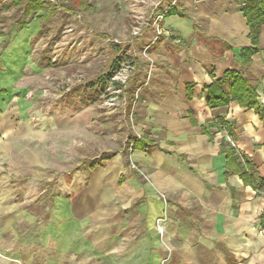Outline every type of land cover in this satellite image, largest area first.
<instances>
[{
	"label": "crops",
	"instance_id": "obj_1",
	"mask_svg": "<svg viewBox=\"0 0 264 264\" xmlns=\"http://www.w3.org/2000/svg\"><path fill=\"white\" fill-rule=\"evenodd\" d=\"M165 1L164 14L177 4L186 15L164 16L172 33L150 47L142 134L132 132L145 146L129 143V158L103 156L80 187L56 194L49 233L39 225L37 238L50 251L17 242L12 222L27 215V191L0 185V264H264V26L259 50L244 62L241 50L255 46L246 0ZM227 70L255 86L261 113L237 100L207 104V87ZM10 126L0 118V130ZM7 133L0 167L21 142Z\"/></svg>",
	"mask_w": 264,
	"mask_h": 264
},
{
	"label": "rangeland",
	"instance_id": "obj_2",
	"mask_svg": "<svg viewBox=\"0 0 264 264\" xmlns=\"http://www.w3.org/2000/svg\"><path fill=\"white\" fill-rule=\"evenodd\" d=\"M18 1L0 0V118L11 123L0 137L21 141L0 167V185L27 191V215L12 222L17 242L50 251L37 238L39 225L49 233L56 194L80 187L103 156L129 158V137L142 134L138 104L154 68L153 40L168 35L156 19L167 3L92 0L94 9L72 16L45 0L25 17ZM22 20L28 26L18 29Z\"/></svg>",
	"mask_w": 264,
	"mask_h": 264
},
{
	"label": "trees",
	"instance_id": "obj_3",
	"mask_svg": "<svg viewBox=\"0 0 264 264\" xmlns=\"http://www.w3.org/2000/svg\"><path fill=\"white\" fill-rule=\"evenodd\" d=\"M91 1L92 0H54V5L57 7L58 3H61L60 6L65 8L66 14L76 16L84 10L94 9ZM46 3L45 0H21L16 2V5L21 7L20 9L23 11V15L27 17L28 15L35 16L40 11L44 10ZM241 10L247 18V23L250 28L249 36L252 43L255 45L254 47H245L241 50L242 60L248 62L251 56L259 50L257 44L259 43L262 26H264V0H246ZM173 14L185 16L186 11L184 8L179 9L177 4H173L165 12L164 16ZM43 15L44 13L37 17L42 19ZM18 23V29H23L28 26V23L24 20ZM160 25H162V21ZM187 86L188 96L191 97L193 85L189 83ZM207 90L208 95L206 97V102L210 107L226 105L232 100H237L243 106L255 107L260 113L262 112L255 86L238 71H225L223 77L212 82L207 87ZM130 99H134L133 94H130ZM129 143L132 144L133 148L144 147L146 140L137 137L136 134H132L129 137ZM235 151V149L230 148L228 150V156H231ZM242 175H244V173H242Z\"/></svg>",
	"mask_w": 264,
	"mask_h": 264
},
{
	"label": "built area",
	"instance_id": "obj_4",
	"mask_svg": "<svg viewBox=\"0 0 264 264\" xmlns=\"http://www.w3.org/2000/svg\"><path fill=\"white\" fill-rule=\"evenodd\" d=\"M156 19L159 20V25H160V22L164 19V13L158 14V16H157ZM160 26H162V25H160ZM163 31H164V30H163ZM160 33H162V32H160ZM164 33H167V34L169 35V34L172 33V31H171L170 29H166V30L164 31ZM166 219H167V210L164 211V214H163L162 216H160V217L157 218V223H158L159 225H161V223H162L164 220H166ZM261 231H263V229H261Z\"/></svg>",
	"mask_w": 264,
	"mask_h": 264
}]
</instances>
